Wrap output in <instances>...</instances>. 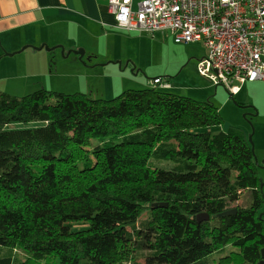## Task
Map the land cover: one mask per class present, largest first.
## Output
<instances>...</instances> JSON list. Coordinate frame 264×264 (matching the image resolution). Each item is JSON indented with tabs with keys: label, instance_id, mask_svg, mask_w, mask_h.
Segmentation results:
<instances>
[{
	"label": "trees",
	"instance_id": "16d2710c",
	"mask_svg": "<svg viewBox=\"0 0 264 264\" xmlns=\"http://www.w3.org/2000/svg\"><path fill=\"white\" fill-rule=\"evenodd\" d=\"M157 88L107 101L0 92V264L264 262L249 133H212L223 123L212 104Z\"/></svg>",
	"mask_w": 264,
	"mask_h": 264
},
{
	"label": "rangeland",
	"instance_id": "374dc122",
	"mask_svg": "<svg viewBox=\"0 0 264 264\" xmlns=\"http://www.w3.org/2000/svg\"><path fill=\"white\" fill-rule=\"evenodd\" d=\"M112 33L110 37L99 42L98 49L93 50L94 57L88 53L80 57L76 52H84V48L78 46L66 49L67 42H64L65 46H48L51 48L49 51L44 48L34 50L42 44L38 47L30 46L20 53L16 52L24 46L14 52L2 50L0 92L21 97L45 89L64 94L82 93L93 99L107 101L127 90L153 88L150 85L151 80L163 78L171 88L157 90L198 102H209L218 110L223 123L219 127L207 129L210 132H227L230 128H238L250 134L253 130L254 155L261 164L258 175L264 183V160L258 141V126L264 121V83H248L245 91L231 97L222 86L215 87L199 76L202 74L199 61L205 56L201 43H175L174 36L167 30L158 31L153 35L117 30ZM82 43L87 45L86 41ZM59 46L63 48V54L60 48H56ZM69 51L71 52L67 55ZM5 53L16 54L6 56ZM248 87H251V92L247 91ZM248 100H253L255 106L250 105ZM15 125L20 128L37 126ZM97 145V141L91 143V147ZM169 164L163 160L153 163L163 169L169 168ZM242 201H246V196L238 203L241 204ZM230 250L231 246H227L224 254ZM17 254L19 258H25L23 253ZM218 257L214 254V264ZM138 261L145 264L143 258ZM57 262V257L46 256L38 263Z\"/></svg>",
	"mask_w": 264,
	"mask_h": 264
},
{
	"label": "built area",
	"instance_id": "2783aa9c",
	"mask_svg": "<svg viewBox=\"0 0 264 264\" xmlns=\"http://www.w3.org/2000/svg\"><path fill=\"white\" fill-rule=\"evenodd\" d=\"M116 27L153 35L162 30L175 43H201L199 76L231 97L246 83H264V0H108ZM170 89L162 78L152 80Z\"/></svg>",
	"mask_w": 264,
	"mask_h": 264
},
{
	"label": "crops",
	"instance_id": "0c3cea01",
	"mask_svg": "<svg viewBox=\"0 0 264 264\" xmlns=\"http://www.w3.org/2000/svg\"><path fill=\"white\" fill-rule=\"evenodd\" d=\"M116 30L125 31L116 27L108 0H0V56L2 50L14 52L25 45L48 47L67 42L66 49L81 46L84 54L94 57L99 42ZM247 91L251 92V87ZM248 102L255 106L253 100ZM259 124L264 160V121Z\"/></svg>",
	"mask_w": 264,
	"mask_h": 264
},
{
	"label": "water",
	"instance_id": "95a60500",
	"mask_svg": "<svg viewBox=\"0 0 264 264\" xmlns=\"http://www.w3.org/2000/svg\"><path fill=\"white\" fill-rule=\"evenodd\" d=\"M29 46H24V47H22L21 48V50H19L18 52H16V53H20L21 51H23V50H25V49H27ZM45 49V50H47V51H49V50H51L49 47H47V46H43V47H39V48H34V50H41V49ZM56 48H60L61 50H62V54L64 53V50H63V48H61V46H59V47H56ZM52 49H54V48H52ZM70 52L71 51H69V52H67L66 54L67 55H69L70 54ZM16 53H5V55L6 56H12V55H14V54H16ZM76 54H78L80 57H82L83 55H84V52H83V50H78L77 52H76ZM252 137H253V130L251 131V133L248 135V141H249V144H250V147H251V152L254 154V145H253V142H252ZM254 162H255V164L256 165H258L259 167H261V165H259L258 164V161H257V159H256V157H254ZM263 164H264V162H263ZM262 168H264V166H262ZM261 181V180H260ZM260 190H262V188L264 187V183L261 181L260 182ZM157 206H159V207H164V208H166L167 207V204H159V205H152V207H157ZM233 213H234V211H233ZM232 212H225V213H223V214H220V216H228V215H231V214H233ZM205 218V219H208V216L207 215H200V216H198L197 218L198 219H200V218ZM261 217V216H260ZM264 253V249L262 250V254ZM258 264H264V262L262 261V262H259Z\"/></svg>",
	"mask_w": 264,
	"mask_h": 264
}]
</instances>
